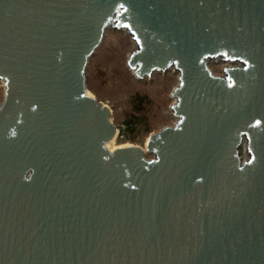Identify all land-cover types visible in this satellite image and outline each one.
<instances>
[{
	"label": "water",
	"instance_id": "1",
	"mask_svg": "<svg viewBox=\"0 0 264 264\" xmlns=\"http://www.w3.org/2000/svg\"><path fill=\"white\" fill-rule=\"evenodd\" d=\"M110 22L179 71L150 163L77 93ZM0 80V264H264V0H0Z\"/></svg>",
	"mask_w": 264,
	"mask_h": 264
},
{
	"label": "rangeland",
	"instance_id": "2",
	"mask_svg": "<svg viewBox=\"0 0 264 264\" xmlns=\"http://www.w3.org/2000/svg\"><path fill=\"white\" fill-rule=\"evenodd\" d=\"M132 39L115 30L110 23L104 25L99 42L87 58L83 69L87 92L109 113V121L117 130L111 148L119 145H133L140 148L139 160L150 163L155 159L154 149L146 151L147 142H159L162 134L175 128L178 120L172 113L173 93L179 87V75L173 70L152 73L150 76H135L129 67L130 55L134 52ZM219 59V58H218ZM220 58L207 61L204 68L214 77H225L224 69L232 66ZM137 77V78H136ZM145 97L141 116L143 122L135 132V142L119 138L124 121L134 114L132 99ZM6 91L0 81V107L5 102ZM109 156L113 152L106 147ZM240 160L246 158L243 145L238 149Z\"/></svg>",
	"mask_w": 264,
	"mask_h": 264
},
{
	"label": "bare ground",
	"instance_id": "3",
	"mask_svg": "<svg viewBox=\"0 0 264 264\" xmlns=\"http://www.w3.org/2000/svg\"><path fill=\"white\" fill-rule=\"evenodd\" d=\"M110 25H111V27L113 28V29H115V30H119L120 32H122V33H124V34H126V35H128L129 37H131V39H132V44H133V46H134V52L132 53V55H130V58H129V61H130V59L132 58V56H133V54L138 50V43L136 42V40L134 39V34H132L131 32H130V30L127 28V27H120V28H117L116 26H112V22H110ZM113 25H116L115 24V22H113ZM221 58V57H208V58H206L205 59V61L207 62V61H209V60H211V59H216V61H218L219 59ZM222 60H225V59H223L222 58ZM204 61V62H205ZM226 62V61H225ZM129 67L131 68V65H130V63H129ZM138 68H139V65H135V67H132L131 69H132V72L134 73V75L135 76H138L135 72L138 70ZM173 70L175 73H177L178 75H179V71L178 70H176L175 68H174V66H168L167 68H165L164 69V71L163 70H161V69H157V68H155V69H153V70H151V72L149 73V75L148 74H143L142 76H150L152 73H158V72H162V73H164L165 71H167V70ZM224 71H226V68H225V70ZM139 78H140V76H138ZM137 78V77H136ZM140 79H142V78H140ZM2 83H3V85H4V81L3 80H0ZM77 93H80V94H82V95H85V96H87L88 98H90V99H93V97L87 92V91H84V92H77ZM174 98V104H173V106H176L177 104H178V98H176V97H173ZM171 110H172V113H173V115L176 117V120H180L179 119V117L178 116H176L175 115V112H174V109L173 108H171ZM114 129H115V127H114ZM116 132H117V130L115 129V132H114V134L112 135V137L107 141V142H104V143H106V147L107 148H109L110 149V153L111 152H114V151H117V150H119V149H131V150H140V152H143L140 148H137L136 146H133V145H119V146H114L113 148H111L110 146H112V144L114 143V139H115V136H116ZM244 142V143H243ZM243 142H242V144L241 145H243V147H244V151H245V153H246V155L247 156H249V154H248V152H247V149H246V144H245V142H246V140H245V138L243 139ZM105 145V144H104ZM147 150H149V145H146V151ZM154 152H155V150H154ZM246 156V158L245 159H242V160H240L242 163L243 162H246L247 161V159H248V157Z\"/></svg>",
	"mask_w": 264,
	"mask_h": 264
},
{
	"label": "trees",
	"instance_id": "4",
	"mask_svg": "<svg viewBox=\"0 0 264 264\" xmlns=\"http://www.w3.org/2000/svg\"><path fill=\"white\" fill-rule=\"evenodd\" d=\"M145 97L134 96L132 99L134 114H131L123 123V128L120 129V135L123 141L135 142V132L137 127L143 122L141 109L143 107Z\"/></svg>",
	"mask_w": 264,
	"mask_h": 264
},
{
	"label": "built area",
	"instance_id": "5",
	"mask_svg": "<svg viewBox=\"0 0 264 264\" xmlns=\"http://www.w3.org/2000/svg\"><path fill=\"white\" fill-rule=\"evenodd\" d=\"M119 138L122 139V136L120 135Z\"/></svg>",
	"mask_w": 264,
	"mask_h": 264
}]
</instances>
